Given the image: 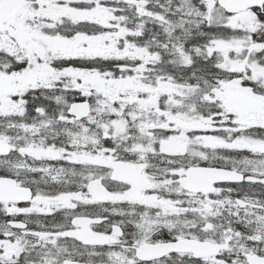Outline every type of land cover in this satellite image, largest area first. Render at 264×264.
<instances>
[{
	"label": "snow or ice",
	"instance_id": "1",
	"mask_svg": "<svg viewBox=\"0 0 264 264\" xmlns=\"http://www.w3.org/2000/svg\"><path fill=\"white\" fill-rule=\"evenodd\" d=\"M0 264H264V0H0Z\"/></svg>",
	"mask_w": 264,
	"mask_h": 264
}]
</instances>
